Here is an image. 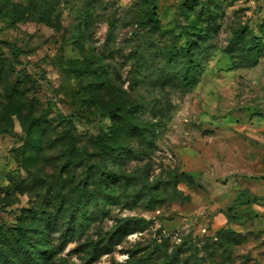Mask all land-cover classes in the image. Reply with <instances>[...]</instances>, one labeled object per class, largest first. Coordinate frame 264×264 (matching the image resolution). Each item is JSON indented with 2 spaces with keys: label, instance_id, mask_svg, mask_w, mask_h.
Returning <instances> with one entry per match:
<instances>
[{
  "label": "rangeland",
  "instance_id": "obj_1",
  "mask_svg": "<svg viewBox=\"0 0 264 264\" xmlns=\"http://www.w3.org/2000/svg\"><path fill=\"white\" fill-rule=\"evenodd\" d=\"M1 1L0 247L23 211L56 201L71 137L95 151L122 99L156 127L153 145L120 167L153 187L161 181L160 190L140 181L143 197L124 194L53 264H264V58L239 67L229 52L240 37L264 38V0ZM154 7L159 26L142 28ZM200 29L208 33L196 48L204 72L186 91L168 54L182 59ZM25 118L45 120L44 135L29 139ZM76 167L63 174L64 192L80 181ZM132 219L143 230L130 224V235L109 245L116 226Z\"/></svg>",
  "mask_w": 264,
  "mask_h": 264
},
{
  "label": "trees",
  "instance_id": "obj_2",
  "mask_svg": "<svg viewBox=\"0 0 264 264\" xmlns=\"http://www.w3.org/2000/svg\"><path fill=\"white\" fill-rule=\"evenodd\" d=\"M159 24L155 7L140 21V26L144 29H156ZM198 32L193 35L192 40L186 39L182 59L178 55L168 54V60L173 66L180 65L176 78L181 88L186 91L199 84L204 72V65L196 53V48L200 46L201 41L208 38V33H203L201 29ZM229 49V52L239 60L237 66L252 67L264 58V38L251 35L248 39L242 40L240 37L229 46ZM0 62L3 63L1 55ZM93 72L99 76L96 71ZM104 82L107 84L108 79H104L101 84ZM24 83L23 80V85ZM19 92L20 85L17 82L11 89L10 97ZM28 105L26 100L23 101V110ZM139 109L143 108L137 106L136 109H132L124 104L122 99L115 102L107 113L111 118L112 127L108 132L103 131L94 140L93 150H98V153L83 148L77 139L71 137L72 146L68 153L70 159L61 163L56 180L58 186L56 201L51 204L44 199L37 207L23 211L20 222L4 232V243L0 247V264H53L60 247L64 248L77 236L87 233L98 218L108 213L110 206L121 202L124 194H128L133 201L143 197L136 191L140 181L149 187V193L160 190L161 181L153 187L148 185L147 177L129 175L120 167L122 160L139 155V146H151L154 142L156 125L142 121L137 115ZM47 126V122L39 118H31L30 122L26 118L23 119L24 131L31 140L37 133L44 135ZM93 153L97 154V158ZM76 166L82 168L80 181L70 191L64 192L60 188L64 184L63 174L77 170ZM180 177L185 175L181 174ZM40 181L38 176H35L29 184L36 187ZM52 191L48 189V192ZM141 222L132 219L118 224L109 235V245L122 243L130 235V224L137 223L138 230H143ZM98 252V249H92L94 255L102 254H97ZM143 264L150 263L145 258ZM160 264L179 263L165 261Z\"/></svg>",
  "mask_w": 264,
  "mask_h": 264
}]
</instances>
